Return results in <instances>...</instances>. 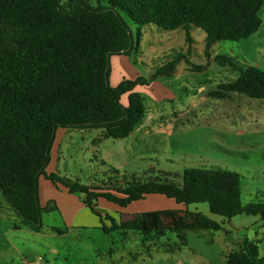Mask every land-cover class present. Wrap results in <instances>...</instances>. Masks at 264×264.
Returning a JSON list of instances; mask_svg holds the SVG:
<instances>
[{
  "label": "trees",
  "instance_id": "1",
  "mask_svg": "<svg viewBox=\"0 0 264 264\" xmlns=\"http://www.w3.org/2000/svg\"><path fill=\"white\" fill-rule=\"evenodd\" d=\"M103 2L0 0V188L21 223L35 232L42 230L41 177L71 194L84 195L101 223L104 218L95 204L100 199L122 209L150 196L174 200L180 209L160 212L162 218L150 228L160 236L167 231L180 235L185 230L221 229L199 212L188 213L192 204L207 203L212 214L231 220L240 214L264 219V203L242 204L243 177L232 170L186 169L181 182L166 173L148 180L133 176L131 182L112 189L47 175L58 129L100 128L106 139L124 140L146 112L136 87L174 73L176 64H169L149 79L139 76L111 87V58L131 57L141 41L142 27L184 29L190 43L191 27L199 28L207 34L205 45L210 50L217 42L248 39L264 23V0ZM125 16L138 26L136 34ZM233 92L264 100V72L257 66L241 67L238 79L220 86L214 97L224 99ZM123 96H128V106ZM104 220L111 223L102 224L106 233L118 228L114 218ZM227 264H264V256L249 243L244 250L229 253Z\"/></svg>",
  "mask_w": 264,
  "mask_h": 264
},
{
  "label": "rangeland",
  "instance_id": "2",
  "mask_svg": "<svg viewBox=\"0 0 264 264\" xmlns=\"http://www.w3.org/2000/svg\"><path fill=\"white\" fill-rule=\"evenodd\" d=\"M261 17L264 22V7ZM125 20L136 34L138 26L126 16ZM140 31L131 69L124 71L135 74L137 70L149 79L176 64L171 77L164 75L160 83H151L156 92L167 83L162 90L172 100L154 101L147 95L144 119L124 140L102 139L100 128L68 129L50 155L54 174L81 185L112 189L131 182L133 176L148 180L166 173L181 182L186 169L232 170L243 177L242 204L264 203V100L236 92L224 99L214 97L220 86L238 79L241 67L257 66L264 72V23L240 43L221 41L210 50L205 45L207 34L193 26L192 43L184 29L166 31L146 25ZM218 57L227 60L219 63ZM95 204L104 219L114 218L117 229L106 233L102 228H67L60 210L43 209L39 234L15 233L20 253L11 264H227L229 253L244 250L249 243L264 256L260 216L240 214L231 220L212 214L207 203L192 204L188 213L199 212L221 229L185 230L180 235L167 231L160 236L150 228L162 218L160 212L180 209L174 200L150 196L126 209L103 199ZM54 205L52 201L49 208ZM104 219L102 224L110 227ZM128 223L133 226L127 227ZM15 224L6 222L5 228Z\"/></svg>",
  "mask_w": 264,
  "mask_h": 264
},
{
  "label": "crops",
  "instance_id": "3",
  "mask_svg": "<svg viewBox=\"0 0 264 264\" xmlns=\"http://www.w3.org/2000/svg\"><path fill=\"white\" fill-rule=\"evenodd\" d=\"M117 60V62L111 65L112 61ZM110 66H111V77L110 83L111 87H117L123 80H136L139 76V71L136 70L135 74L130 71L129 73H125L124 68L131 69L132 59L131 57H126L125 55L113 56L111 58ZM115 68V70H113ZM137 75V76H136ZM136 76V78H135ZM129 77V78H128ZM160 79L155 80V84L160 83ZM167 83L160 84V88L157 89V92L152 90L150 84L149 86H138L135 91L142 96L144 102L146 101V96L151 97L152 100L156 101L160 98H168L170 101L172 100L170 93L167 91H163L162 88H167ZM144 89L145 93L142 92ZM145 94V95H144ZM123 104L128 106V96L122 97ZM147 112H145L146 115ZM145 117V116H144ZM144 119V118H143ZM142 119V120H143ZM142 122V121H141ZM140 122V123H141ZM139 123V124H140ZM138 125L137 127H139ZM136 127V128H137ZM135 128V130H136ZM100 137L102 139H106L104 137V130H100ZM68 129H58L56 133V139L54 141L53 148L51 150L54 152L62 143L63 138L67 135ZM54 160H52L47 168V175L55 173L56 169H54ZM40 185V203L44 210H48L49 212L53 211H61L63 215V219L67 228L74 229H89V228H101V218L97 216V214L93 213L89 207L85 204V197H80V194H71L69 191L62 186H55L52 181L45 177H41L39 181ZM2 190L0 188V264H11L12 260L15 258L16 254L20 253L18 245L15 243L16 234L23 231L35 232L31 230L29 227L24 226L19 215L15 212V210L8 204V202L4 199L2 195ZM61 199H64V203H61ZM56 202L57 205H54L49 208L51 202ZM73 208V209H72ZM64 212V214H63ZM15 222V225H9L10 228H5V223ZM5 222V223H4ZM30 229V230H29ZM55 231V229L53 230ZM39 234L40 232H35Z\"/></svg>",
  "mask_w": 264,
  "mask_h": 264
}]
</instances>
